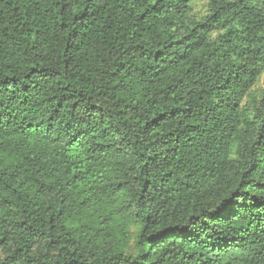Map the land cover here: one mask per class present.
<instances>
[{
	"label": "trees",
	"instance_id": "16d2710c",
	"mask_svg": "<svg viewBox=\"0 0 264 264\" xmlns=\"http://www.w3.org/2000/svg\"><path fill=\"white\" fill-rule=\"evenodd\" d=\"M205 1L0 0V264H264V0Z\"/></svg>",
	"mask_w": 264,
	"mask_h": 264
},
{
	"label": "rangeland",
	"instance_id": "374dc122",
	"mask_svg": "<svg viewBox=\"0 0 264 264\" xmlns=\"http://www.w3.org/2000/svg\"><path fill=\"white\" fill-rule=\"evenodd\" d=\"M206 1L205 0H194L193 4V14L194 15H203L206 14ZM264 88V76L262 77V80L257 86V89H263ZM131 233H132V240L130 242L131 246L134 247L135 245V239L137 235V228H131Z\"/></svg>",
	"mask_w": 264,
	"mask_h": 264
}]
</instances>
